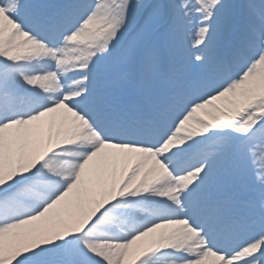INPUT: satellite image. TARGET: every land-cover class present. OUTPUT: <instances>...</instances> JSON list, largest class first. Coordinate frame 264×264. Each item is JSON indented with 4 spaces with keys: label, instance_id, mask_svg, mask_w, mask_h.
Here are the masks:
<instances>
[{
    "label": "snow or ice",
    "instance_id": "6c2138e0",
    "mask_svg": "<svg viewBox=\"0 0 264 264\" xmlns=\"http://www.w3.org/2000/svg\"><path fill=\"white\" fill-rule=\"evenodd\" d=\"M0 264H264V0H0Z\"/></svg>",
    "mask_w": 264,
    "mask_h": 264
}]
</instances>
